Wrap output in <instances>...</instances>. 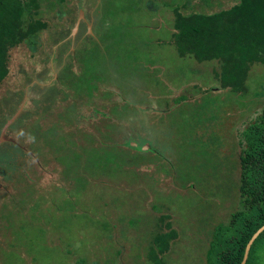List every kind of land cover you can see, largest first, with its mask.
<instances>
[{
	"label": "rangeland",
	"instance_id": "1",
	"mask_svg": "<svg viewBox=\"0 0 264 264\" xmlns=\"http://www.w3.org/2000/svg\"><path fill=\"white\" fill-rule=\"evenodd\" d=\"M237 2L37 0L45 26L7 51L0 84V264H150L165 214L177 239L164 263L205 264L239 207L264 67L246 95L221 90L216 62L177 55L172 11Z\"/></svg>",
	"mask_w": 264,
	"mask_h": 264
},
{
	"label": "trees",
	"instance_id": "2",
	"mask_svg": "<svg viewBox=\"0 0 264 264\" xmlns=\"http://www.w3.org/2000/svg\"><path fill=\"white\" fill-rule=\"evenodd\" d=\"M38 9L37 0H0V84L7 74V51L32 39L45 26L36 17ZM172 13L170 43L177 55L197 63L216 62L219 88L246 95L250 68L264 67V0H238L209 15H183L177 9ZM241 138L239 207L210 232L205 264H241L247 243L264 225V110ZM169 219V214L161 215L151 235L146 254L150 264H165L163 257L177 239L171 223L165 222ZM245 264H264V231L253 242Z\"/></svg>",
	"mask_w": 264,
	"mask_h": 264
},
{
	"label": "water",
	"instance_id": "3",
	"mask_svg": "<svg viewBox=\"0 0 264 264\" xmlns=\"http://www.w3.org/2000/svg\"><path fill=\"white\" fill-rule=\"evenodd\" d=\"M18 115V114H17ZM16 115V116H17ZM15 118V117H14ZM11 121V120H10ZM2 138V137H1ZM264 231V225L261 226L253 235L252 237L250 238L249 242L247 243L246 247H245V252H244V256H243V260L241 262V264H245L246 263V260H247V257H248V253H249V250L253 244V242L257 239V237Z\"/></svg>",
	"mask_w": 264,
	"mask_h": 264
}]
</instances>
